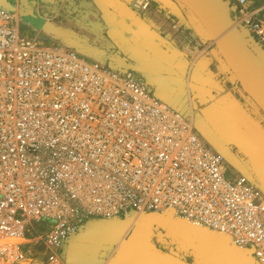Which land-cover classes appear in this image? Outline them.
Instances as JSON below:
<instances>
[{
	"label": "built area",
	"instance_id": "2783aa9c",
	"mask_svg": "<svg viewBox=\"0 0 264 264\" xmlns=\"http://www.w3.org/2000/svg\"><path fill=\"white\" fill-rule=\"evenodd\" d=\"M223 1L264 51V0ZM7 4L13 10L0 5V264H63V248L93 223L165 212L227 236L264 264L259 185L232 172L193 120L143 79L44 40L42 31L29 36L20 2ZM132 9L146 15L151 0H132Z\"/></svg>",
	"mask_w": 264,
	"mask_h": 264
},
{
	"label": "crops",
	"instance_id": "0c3cea01",
	"mask_svg": "<svg viewBox=\"0 0 264 264\" xmlns=\"http://www.w3.org/2000/svg\"><path fill=\"white\" fill-rule=\"evenodd\" d=\"M46 1L55 8L63 5ZM78 1L81 6H77ZM65 2L78 14L70 12L72 16L61 19L59 13L51 12L49 22L99 47L107 56V66L143 79L157 99L193 120L196 132L224 158L232 172L256 182L264 191V115L258 114L214 62L210 54L213 44L204 43L185 26L187 15L181 6L175 3L169 8L151 0L150 12L140 15L132 9V0ZM172 23L178 27L174 29ZM41 37L58 41L50 34ZM154 235L155 230L152 250L125 248L120 264H198L194 252L161 246ZM74 243L79 245L76 251L88 245ZM118 250L114 249L113 257L101 259L107 264L118 257Z\"/></svg>",
	"mask_w": 264,
	"mask_h": 264
},
{
	"label": "water",
	"instance_id": "95a60500",
	"mask_svg": "<svg viewBox=\"0 0 264 264\" xmlns=\"http://www.w3.org/2000/svg\"><path fill=\"white\" fill-rule=\"evenodd\" d=\"M159 3L169 8L176 3L183 8L187 15L185 26L194 30L204 43L213 44L210 54L214 62L227 75L230 83L248 98L258 114L264 115V51L246 30L236 27L230 14L232 8L223 0H159ZM0 5L13 10L7 0H0ZM49 33L60 37L55 29ZM247 37L251 43L246 40ZM77 48L81 54L97 58L96 52ZM130 220L93 223L70 243L67 257L72 264H105L97 258L98 253L111 252L116 247L119 248L118 257L107 264H120L121 251L125 248L152 250L150 242L154 230L161 227L171 233L179 247L197 254L198 264H256L252 250L239 249L227 236L176 219L170 212L141 216L118 245L121 240L119 233L130 227ZM77 241L88 244L82 245L79 253L74 250L79 246L74 243ZM88 255H91L89 259Z\"/></svg>",
	"mask_w": 264,
	"mask_h": 264
},
{
	"label": "rangeland",
	"instance_id": "374dc122",
	"mask_svg": "<svg viewBox=\"0 0 264 264\" xmlns=\"http://www.w3.org/2000/svg\"><path fill=\"white\" fill-rule=\"evenodd\" d=\"M19 1H20V5L18 7V10H19L20 14L23 13V16L21 15V17H22L21 24L23 25L24 30L26 32H28L29 36H35V34H36V32H38V30L44 32V34L46 36L48 34H50L52 36L53 34H51L49 32L52 29H55L59 33V35L61 37V38L58 37V41H56L57 43H60V44H62L64 46L68 47L69 49H73L75 51H78L77 47H81V48H83L85 50L96 52L97 58H95V57H93V58L98 60V61H100L101 63L107 65L105 63V61L107 59V56L99 47H97V46H95V45H93V44H91V43H89V42H87V41H85V40H83V39H81L79 37H75V36L69 34L68 32H66L63 28H60L59 26L55 25L53 22H49V19H50L49 16H50L51 12L59 13L61 19L68 18V17L72 16L71 15L72 8H70L68 6V3H66V5L65 4L58 5V6L56 5V8H55V6H52V5L49 6V4L47 3L46 0H27L28 4H25L26 0H19ZM77 6H81L79 1L77 2ZM74 12L75 13H72V14H78V10L74 11ZM230 12H231L230 13L231 17L234 20L236 18L235 14H234V11H232L230 9ZM73 17H75V15ZM78 18L81 19V17H78ZM43 39L45 40V38H43ZM46 40L50 41L49 39H46ZM246 40L249 43H251V40L249 39V37H247ZM67 42L68 43H74L75 45H73V47H72V46L68 45ZM242 103H244V102H242ZM251 115H253V114H251ZM82 232H84V231H82ZM119 235H120V233H119ZM154 237H155L156 241L160 242L161 246H164V247H172V246L176 247V246H179L177 244V242L174 240V238L171 235V233L165 228L156 227L155 228ZM73 241H74V239L70 243H72ZM67 245L63 248V252H62L63 253L62 254L63 264H72L71 263L72 261L70 260V258L67 257V253H66V251L68 249ZM115 248H113V250L111 252L98 253V255H97L98 257L97 258L101 259V258L113 257L114 254H115V252H114ZM79 251L80 250H77L76 252L79 253ZM73 258H75V257H73Z\"/></svg>",
	"mask_w": 264,
	"mask_h": 264
},
{
	"label": "bare ground",
	"instance_id": "6f19581e",
	"mask_svg": "<svg viewBox=\"0 0 264 264\" xmlns=\"http://www.w3.org/2000/svg\"><path fill=\"white\" fill-rule=\"evenodd\" d=\"M232 10H233V9H232ZM233 11H234V10H233ZM140 217H141V216L136 215L135 218H133V219L130 220V221H131L130 227H128V229H127L126 231L120 232V234L122 233V234H121V240H122V241H123V240L126 238V236L130 233V231L132 230V228H133V226L135 225V223H136L137 221H139V218H140ZM87 228H88V227H87ZM85 230H86V229H85ZM85 230H84V231H85ZM82 231H83V230H82ZM82 231H81V232H82ZM81 232H80V233H81ZM80 233H79V234H80ZM79 234H77L75 237H73V238L71 239V241H72L73 239H76V237H78ZM71 241H70V242H71ZM122 241H121V242H122ZM230 241H231V240H230ZM121 242H119L118 245L121 244ZM115 249H116V248H115Z\"/></svg>",
	"mask_w": 264,
	"mask_h": 264
},
{
	"label": "trees",
	"instance_id": "16d2710c",
	"mask_svg": "<svg viewBox=\"0 0 264 264\" xmlns=\"http://www.w3.org/2000/svg\"><path fill=\"white\" fill-rule=\"evenodd\" d=\"M230 8H232V7H230ZM233 9V8H232ZM234 10V9H233Z\"/></svg>",
	"mask_w": 264,
	"mask_h": 264
}]
</instances>
